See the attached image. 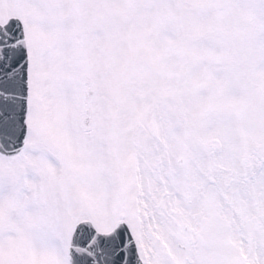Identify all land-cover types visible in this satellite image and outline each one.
Instances as JSON below:
<instances>
[{
  "label": "snow or ice",
  "instance_id": "6c2138e0",
  "mask_svg": "<svg viewBox=\"0 0 264 264\" xmlns=\"http://www.w3.org/2000/svg\"><path fill=\"white\" fill-rule=\"evenodd\" d=\"M0 264H264V0H0Z\"/></svg>",
  "mask_w": 264,
  "mask_h": 264
}]
</instances>
